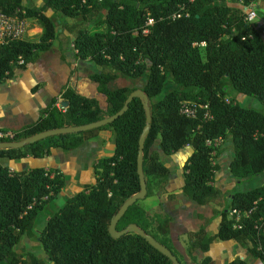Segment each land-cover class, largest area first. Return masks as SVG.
<instances>
[{
	"label": "trees",
	"instance_id": "obj_1",
	"mask_svg": "<svg viewBox=\"0 0 264 264\" xmlns=\"http://www.w3.org/2000/svg\"><path fill=\"white\" fill-rule=\"evenodd\" d=\"M25 1L0 0V12L36 20L42 32L38 40H17L0 47V82L12 78L17 69L35 63L51 48L60 34L58 23L61 31L72 34L75 56L99 67L89 79L105 96V102L102 105L97 97L66 87L59 95L66 103L63 111L55 106L57 97L52 98L42 111L44 116L13 131L10 141L110 117L123 107L131 92L140 89L147 97L150 115L142 152L147 190L144 199L152 194V182L163 187L169 173L155 145L166 155L187 144L193 149L182 166V186L167 198L181 194L204 205L222 196L212 184L219 167L214 163V143L218 139L230 137L233 157L228 170L234 179L264 172V113L243 107L231 96L237 93L264 100V27L244 22L240 7L222 0H196L189 5L187 17L167 19L186 0H41L39 7H27ZM261 8L264 14V1ZM146 16L155 22L148 33H143ZM200 42L204 46L194 45ZM119 77L145 81L138 88H110L109 84ZM181 101L207 105L211 118H204V109H198L194 117L182 114ZM145 126L142 100L136 97L107 125L47 137L20 148L0 149V158H40L54 148L65 152L75 149L98 130L113 134L114 152L94 163V183L48 212L35 236L52 264H173L139 235L125 233L113 238L108 230L123 203L140 191L137 155ZM64 184V175L55 168L11 171L0 164V264H46L45 258L32 251L18 253L15 246L23 236L33 235L38 214L47 209ZM233 209L250 211L239 229L233 228L229 219ZM218 214L220 223L215 233L206 231L210 222L206 221L189 235L187 252L191 261L211 264L209 256L196 259L193 253L206 252L218 240H234L252 257L264 260V184L232 193L228 206L214 213ZM170 222L167 214L148 215L137 200L115 228L121 231L129 224L136 225L184 264L172 245ZM225 264L247 263L234 258Z\"/></svg>",
	"mask_w": 264,
	"mask_h": 264
},
{
	"label": "crops",
	"instance_id": "obj_2",
	"mask_svg": "<svg viewBox=\"0 0 264 264\" xmlns=\"http://www.w3.org/2000/svg\"><path fill=\"white\" fill-rule=\"evenodd\" d=\"M41 4L42 1L40 4L37 3V6ZM41 30L40 27L31 28L33 39H35L34 34L40 33ZM39 59L35 63L28 64L25 69H17L12 78L0 82V129L15 131L35 122L44 116L42 111L50 104L51 99L54 97L58 99L60 91L66 87L73 88L81 95L98 98L97 91L90 85L88 78L78 74L68 76V72L61 74L62 71L40 70L37 68ZM231 96L245 108H252L253 104L258 102V107L262 109V111H258L264 113V100L257 101L258 99L254 96L237 93H231ZM58 100L61 101V98ZM113 139L111 131L98 130L88 135L83 143L75 149L65 152L54 148L49 155L40 158L28 156L21 159H9V163L3 161V166H7L11 171H22L34 167L55 168L61 171L65 178L64 187L58 196L48 204H54L53 210H56L60 207L59 204H55L56 201L60 199L65 201L67 197L82 190L85 185L94 183L96 176L93 165L99 158L113 154ZM192 151V147L187 144L177 152L170 154L169 158L171 159L162 160L169 171L167 181L158 192L146 197V207L144 206L147 214L148 211H151L153 214H167L171 217L169 235L172 245L180 257L182 251L187 252L189 235L199 228L202 221H210L205 228L207 232L213 234L217 231L220 215H214V213L228 206L232 193L247 191L241 190L240 184L248 178H252L238 180L231 176L228 164L233 157V148L230 137H227L217 145L214 163L219 167L215 171L212 181L222 196L204 205H198L181 194L167 198V194L182 186L184 180L182 166ZM38 231L33 230L32 236H23L20 244L25 239L29 241V238L37 236ZM25 251H31L30 247ZM193 255L196 259L207 255L211 258V264H225L234 258H240L247 264H264V260L252 257L246 247L234 240L214 241L206 252L197 250Z\"/></svg>",
	"mask_w": 264,
	"mask_h": 264
},
{
	"label": "rangeland",
	"instance_id": "obj_3",
	"mask_svg": "<svg viewBox=\"0 0 264 264\" xmlns=\"http://www.w3.org/2000/svg\"><path fill=\"white\" fill-rule=\"evenodd\" d=\"M41 0H28L24 2V5L27 7H31V6H37V3L40 4ZM40 6V5H39ZM37 6V7H39ZM262 8L260 7V10ZM48 15H51V12L47 13ZM55 20H58L57 17L54 18ZM33 20V19H32ZM30 27L34 28L37 27L39 28L38 23L36 22V20H34V22H32L30 20ZM57 29L60 32V34L58 35V37L53 41V44L51 46V48L42 53L41 57L39 59V61L37 62V68L40 70H44V71H62L61 74H64L67 72L69 73L68 76L70 75H80L81 77H85L89 79V75L93 72L99 71V67L92 62L91 60L87 59V60H82V59H78L75 56V52L72 48V34L69 33L67 30H63L61 31V26L57 23ZM42 32V30H41ZM41 32H37L36 34H34V41L39 39V36L41 34ZM145 79L141 78V79H137V80H133V79H129V78H122L119 77L117 79H115L114 81H112L109 84L110 88H116V87H121V86H126V87H141L144 83ZM90 85H92V87L95 89L96 91V84L90 81ZM232 92V91H229ZM98 94V100L100 101V103L102 105H104L105 102V96L102 94ZM60 98V96L58 97V99ZM56 100L55 106L56 104L59 102V100ZM259 101V100H257ZM258 102H256L255 104H253L252 108H255L257 110H261V108L258 107ZM57 109H59L56 106ZM154 149L158 151L159 153V158L160 160H164L167 161L171 158V156L166 155L161 153V151H159L156 147V145L154 146ZM3 161L5 163H9V159L7 158H0V164L3 165ZM163 163V161H162ZM252 178H248L247 180H245L244 182H241L240 186H241V190H249L252 189L255 186H260L262 184H264V173L261 174V176H251ZM152 194L156 193L160 190L161 187H159L158 185L153 184L152 182ZM146 199V198H145ZM145 199H141V204L143 205V207L145 205ZM63 200V199H62ZM61 199L56 201L55 204H59V206H62V204L64 203V200L62 201ZM53 206L54 204H50L46 210H44L43 212L39 213L36 220H35V226H34V231L39 230L40 228H42V226L45 223L46 220V215L48 212H50V210H53ZM53 212V211H52ZM152 212L148 211V215L152 216ZM204 221H202L201 223H203ZM24 238V237H22ZM30 247V250L39 258H45V254L42 251L41 246H39L37 240L35 237L29 238V241L27 239H25L21 244H17L15 246L16 252L18 253H22L23 251L27 250V248ZM181 258L183 260L184 263H189V264H194L193 261L190 260L189 254L188 252H181ZM46 264H52L50 261H48V259H46Z\"/></svg>",
	"mask_w": 264,
	"mask_h": 264
},
{
	"label": "built area",
	"instance_id": "obj_4",
	"mask_svg": "<svg viewBox=\"0 0 264 264\" xmlns=\"http://www.w3.org/2000/svg\"><path fill=\"white\" fill-rule=\"evenodd\" d=\"M196 0H186L185 3L178 5L177 9L170 15L166 16L167 19H175L182 15L187 17L189 15L188 7ZM227 4H235L242 10L243 20L246 23H258L264 27V14H261V4L264 0H222ZM30 20L28 18H20L18 16H9L0 12V47L17 40H30L34 41L33 33L31 32ZM154 18L146 16L144 24L141 27L143 33H148L154 24ZM204 42L194 43V45L204 46ZM228 99V97H225ZM64 102L59 101L56 106L60 110H64ZM180 112L186 116L194 117L198 109H204V118H211L207 105L197 104L196 102L181 101ZM14 137V132L11 130L0 129V142L10 141ZM222 139L215 141L214 145L217 146ZM250 211L231 210L229 211V219L233 222V228L239 229L241 227V220L249 215ZM260 220V219H259ZM258 228V225H255Z\"/></svg>",
	"mask_w": 264,
	"mask_h": 264
},
{
	"label": "water",
	"instance_id": "obj_5",
	"mask_svg": "<svg viewBox=\"0 0 264 264\" xmlns=\"http://www.w3.org/2000/svg\"><path fill=\"white\" fill-rule=\"evenodd\" d=\"M136 97L140 98L142 100V104H143L145 114H146V126L144 127L142 134L140 136V139H139V148H138V155H137V173H138V177H139L140 191L138 193L134 194L133 196H131L130 198H128L123 203V205L120 207L119 211L111 219L109 227H108L109 234L113 238H119L120 236H122L125 233H135V234L139 235L140 237H142L143 239H145L149 243V245H151L154 249L158 250L161 254H163L168 259H170V261L173 264H181L178 261L177 257L175 255H173L169 249H167L166 247L161 245L159 242H157L155 239H153L150 235L145 234L136 225L129 224L125 229H123L121 231H118L115 228L117 221L125 213L127 208L130 205H132L133 203H135L137 200L143 199L145 197L146 191H147L145 179H144L143 172H142V160H143L142 159V152H143V146H144V139H145V136L148 132V127H149V123H150V115H149V108H148V104H147V101H148L147 97L140 89H137V90H134L133 92H131L130 95L127 97L123 107L116 114H114L110 117H106L102 120H99V121H96L93 123H89L86 125L75 126V127H62V128H58V129L43 131L40 133H36V134H34L28 138H25L21 141L0 142V149H3V148H20V147H23L27 143H33L35 141H38V140H41V139H44L47 137L56 136V135L63 134V133H78V132H83V131L95 129V128L101 127L103 125H107V124L111 123L113 120H115L117 117L122 115L127 110L128 105L132 101V99L136 98ZM63 104L66 105L65 102Z\"/></svg>",
	"mask_w": 264,
	"mask_h": 264
}]
</instances>
